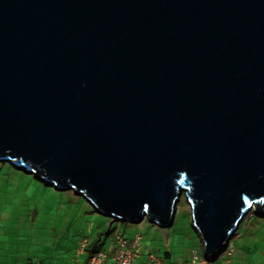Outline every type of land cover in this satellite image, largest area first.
<instances>
[{
	"label": "water",
	"instance_id": "obj_1",
	"mask_svg": "<svg viewBox=\"0 0 264 264\" xmlns=\"http://www.w3.org/2000/svg\"><path fill=\"white\" fill-rule=\"evenodd\" d=\"M0 162L206 255L264 218V0H0Z\"/></svg>",
	"mask_w": 264,
	"mask_h": 264
},
{
	"label": "rangeland",
	"instance_id": "obj_2",
	"mask_svg": "<svg viewBox=\"0 0 264 264\" xmlns=\"http://www.w3.org/2000/svg\"><path fill=\"white\" fill-rule=\"evenodd\" d=\"M1 166L0 193L8 191L11 197L15 196L14 205L4 206L2 216L4 224L10 225L9 215L14 214L17 219V222L13 223L14 233L85 232L89 240L99 239L97 244L102 245V248L111 242L116 232L128 238L137 234L141 236L140 256L145 252L163 248L161 250L174 251L171 260L166 259L170 263L186 261L183 258L192 251V233L195 237L197 234L191 226L189 206L183 195L176 205L170 227H158L145 218L139 223L113 221L97 213L81 197L57 191L54 187L35 179L32 174L15 169L9 163H3ZM11 209L13 213H10ZM235 233H264V218H259L251 212L244 217ZM233 237L231 240L234 242ZM159 252L157 250L155 254L163 255Z\"/></svg>",
	"mask_w": 264,
	"mask_h": 264
},
{
	"label": "crops",
	"instance_id": "obj_3",
	"mask_svg": "<svg viewBox=\"0 0 264 264\" xmlns=\"http://www.w3.org/2000/svg\"><path fill=\"white\" fill-rule=\"evenodd\" d=\"M1 164L3 163L0 162V168L2 167ZM56 190L66 192L67 195L74 194L71 190ZM14 198L15 196L11 197L8 191L4 194L0 193V264H73L74 258H77L76 251L83 239L87 240V246L85 252L78 255L82 264L86 263L91 252L99 250L112 252L115 236L118 232L104 248L97 244L99 239L91 241L85 232L14 233L13 223L17 222L14 214L9 215L8 222L10 225L4 224V217L2 216L4 206L14 205ZM9 211L13 213L12 209ZM189 236L191 237V235ZM192 236L194 237L193 248L189 252L202 253V245L198 235L195 237L192 233ZM233 240L235 250L231 264H264V233H235ZM161 249L163 248H158L154 250L155 252H145L139 256L136 264H145L147 255L149 253L155 254L157 250L160 251L159 254H163L157 255L163 259V263L170 264L166 259L171 260L174 251ZM190 254L187 255L190 256ZM187 255L183 258L184 260L189 258Z\"/></svg>",
	"mask_w": 264,
	"mask_h": 264
},
{
	"label": "built area",
	"instance_id": "obj_4",
	"mask_svg": "<svg viewBox=\"0 0 264 264\" xmlns=\"http://www.w3.org/2000/svg\"><path fill=\"white\" fill-rule=\"evenodd\" d=\"M141 236L133 235L128 238L118 232L115 236L112 252L95 251L88 255L85 264H136L140 256ZM87 240L83 239L76 251L77 258L73 260V264H82L78 258L79 254L85 252ZM234 243L232 240L228 241L223 251L217 252L211 257L203 253L192 252L189 258L183 262H176L170 264H231L234 254ZM145 264H164L163 259L159 258L154 253H149L146 257Z\"/></svg>",
	"mask_w": 264,
	"mask_h": 264
},
{
	"label": "clouds",
	"instance_id": "obj_5",
	"mask_svg": "<svg viewBox=\"0 0 264 264\" xmlns=\"http://www.w3.org/2000/svg\"><path fill=\"white\" fill-rule=\"evenodd\" d=\"M249 214H250V213H249ZM234 235H235V234H234ZM234 235H233V236H234ZM231 239H232V238H231Z\"/></svg>",
	"mask_w": 264,
	"mask_h": 264
},
{
	"label": "trees",
	"instance_id": "obj_6",
	"mask_svg": "<svg viewBox=\"0 0 264 264\" xmlns=\"http://www.w3.org/2000/svg\"><path fill=\"white\" fill-rule=\"evenodd\" d=\"M92 253V252H91ZM200 254V253H199Z\"/></svg>",
	"mask_w": 264,
	"mask_h": 264
}]
</instances>
